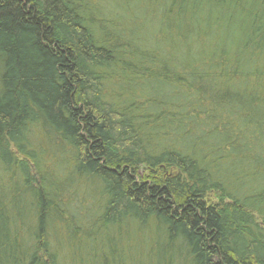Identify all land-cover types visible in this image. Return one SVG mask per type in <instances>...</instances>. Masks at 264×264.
I'll list each match as a JSON object with an SVG mask.
<instances>
[{
	"label": "trees",
	"instance_id": "16d2710c",
	"mask_svg": "<svg viewBox=\"0 0 264 264\" xmlns=\"http://www.w3.org/2000/svg\"><path fill=\"white\" fill-rule=\"evenodd\" d=\"M0 264H264V0H0Z\"/></svg>",
	"mask_w": 264,
	"mask_h": 264
}]
</instances>
